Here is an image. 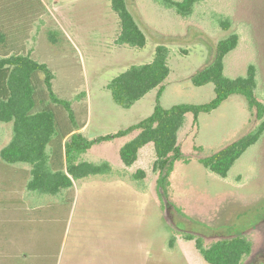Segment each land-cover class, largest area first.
Wrapping results in <instances>:
<instances>
[{
	"label": "rangeland",
	"instance_id": "374dc122",
	"mask_svg": "<svg viewBox=\"0 0 264 264\" xmlns=\"http://www.w3.org/2000/svg\"><path fill=\"white\" fill-rule=\"evenodd\" d=\"M127 4L146 37L141 48L115 43L120 25L111 0H0V32L4 31L5 39L9 36V47L31 50L32 59L47 64L53 73L54 93L73 107L76 116L69 123L64 120V109L47 101L42 85L41 98L45 105L55 106L63 131L82 120L85 127L80 131L94 138L151 114L158 88L126 109L114 102L106 85L129 66L150 62L158 44L167 46L170 67L160 105L168 108L210 101L213 84L195 86L191 76L213 59L218 40L233 32L239 42L224 59L225 73L243 75L248 64L254 63L258 95L264 100V0H201L187 18L154 0H127ZM226 18L228 27L223 24ZM20 26L22 33L17 30ZM6 48L0 42V52ZM256 124L238 94L199 114L196 123L187 113L178 138L188 161L175 162L165 205L155 190L151 143L128 167L122 163L119 149L135 133L94 144L81 158L110 162L111 174L77 180L74 194L69 190L56 195L34 193L45 206L42 214L49 263L207 264L194 240L183 239L185 234L201 237L206 245L244 234L252 241V251L242 264H264V135L234 162L225 178L199 161ZM11 135V123H0V147ZM16 165L15 183L0 166V194H21L27 167ZM137 169L145 171L141 182L131 176ZM172 234L176 242L168 248Z\"/></svg>",
	"mask_w": 264,
	"mask_h": 264
},
{
	"label": "trees",
	"instance_id": "16d2710c",
	"mask_svg": "<svg viewBox=\"0 0 264 264\" xmlns=\"http://www.w3.org/2000/svg\"><path fill=\"white\" fill-rule=\"evenodd\" d=\"M154 1L187 18L201 0ZM27 6L36 8V5ZM111 8L117 14L120 25L115 43L143 47L146 44L145 34L129 9L127 0H111ZM223 24L228 27L230 22L226 18ZM17 30L23 32L21 26ZM3 32H0V42L7 50L0 52V123H11L12 135L10 141L0 149V160L9 165L29 166L26 183L29 192L56 195L69 190L74 194L77 180L111 174L113 170L110 162L94 163L83 160L82 155L94 144L135 133L120 147L121 161L124 166H131L137 160L139 151L151 143L154 150L151 170L156 174L155 190L161 204L165 205L175 162L180 159L188 161L184 158L178 138L186 114L191 113L196 123L199 114L216 109L234 94L245 99L257 124L226 146L200 158V163L208 171L225 178L234 162L264 135V100L257 91L256 65L249 63L243 75L232 77L225 73L224 59L239 42L235 32L219 39L213 59L191 76L195 86L213 84L214 97L210 101L202 104L180 103L168 108L160 105L159 97L170 67L167 46L158 44L150 62L129 66L106 85L114 102L126 109L149 91L158 88L151 114L126 128L94 138H87L80 131L85 126L82 120L65 131L61 129L62 121L53 109L55 106L45 105V98H41L42 85L48 96L47 101L59 104L66 112L65 121L74 122L76 115L71 104L54 93L51 69L47 64L32 59L31 50L24 52L22 46L9 47V36L5 39ZM131 176L141 182L145 171L137 169ZM183 239L194 240L195 248L207 264H242L252 251V241L244 234L219 238L207 245L199 236L185 234ZM175 242V235H170L168 248H173Z\"/></svg>",
	"mask_w": 264,
	"mask_h": 264
},
{
	"label": "crops",
	"instance_id": "0c3cea01",
	"mask_svg": "<svg viewBox=\"0 0 264 264\" xmlns=\"http://www.w3.org/2000/svg\"><path fill=\"white\" fill-rule=\"evenodd\" d=\"M8 139L7 137L6 141L9 142ZM0 166L8 170L7 179L15 183L17 165L10 166L0 160ZM25 166L27 168L24 169L22 177L24 186L21 194H0V264H54L53 260L49 263L46 249L47 239L42 214L45 206L36 198L38 195L28 193L26 183L30 168ZM17 213L19 215L15 216Z\"/></svg>",
	"mask_w": 264,
	"mask_h": 264
}]
</instances>
